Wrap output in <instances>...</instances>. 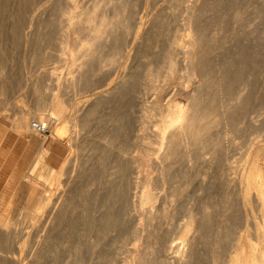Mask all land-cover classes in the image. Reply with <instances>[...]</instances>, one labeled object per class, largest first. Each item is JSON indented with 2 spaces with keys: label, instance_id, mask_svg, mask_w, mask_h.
I'll list each match as a JSON object with an SVG mask.
<instances>
[{
  "label": "rangeland",
  "instance_id": "1",
  "mask_svg": "<svg viewBox=\"0 0 264 264\" xmlns=\"http://www.w3.org/2000/svg\"><path fill=\"white\" fill-rule=\"evenodd\" d=\"M99 1H100L99 5H102L100 7L101 11L104 10L107 11L108 9H110L109 5L111 6L112 4L115 3L112 2L115 0H107V1L99 0ZM126 1L128 2L127 4L130 5L129 6L127 5L128 10L126 11L124 18L125 19L124 23L127 26V32H126L127 35L125 34L124 36L126 42L124 46L125 51L121 53L123 57L121 56V54H119L120 56L117 55L116 56L117 63L113 67L102 68L96 74L94 73L95 74L94 77H92L93 75L90 76L92 83L89 84H92L91 86L93 89L91 88V90L97 89L98 86H100L98 87V89L101 87L103 89H106L107 88L106 85H109V83H111L113 79H114L113 82H115V79L118 76L120 77L121 74H123L124 72L128 70L130 71L134 68L132 71L137 73L141 78L140 82L142 81V83L140 84L141 89L139 88L140 91L142 92L139 93V95L141 94L140 95L141 98L140 97H139L140 99L138 98L140 102L138 99L136 100V98L128 97L129 99L136 100V101L132 100L131 103L126 96L125 99L123 98L121 100L120 99L116 100L114 101L113 104L108 102L107 104L109 106L105 104L104 105L105 108L104 106L100 108L99 110H101L102 112L101 111L99 112L98 110V114L96 116L98 117L99 113H101L100 117H105L108 113H111L110 111H108L110 110L109 109L110 104H112L111 109L113 106L115 107L117 104L120 105V106L118 105L119 109L123 108L121 107L122 102H123L122 103L123 106L124 104H127L125 106H130L124 108L125 111L126 109L127 111H129L130 109L133 110V111H129L130 113L134 111L136 113V108H137L136 105L141 103L142 106L139 105L140 107L137 108V113L141 110L142 107L143 110L140 111L141 113L139 116L145 115L146 117L145 116L141 117L144 131H142L143 133H141L140 136L143 135L145 136L146 134V137L149 138V140L153 138L151 140V142H153L155 125L157 124V120H158L157 113L159 107L166 108L168 106L174 107L175 105L179 107H184V106L186 107V105H189L191 103V97L196 96V99L198 97V99L196 100L197 102L200 103L203 102L202 103L203 106L204 107L207 106L205 107V109L208 111L206 112L209 115L210 119L212 118L211 120L213 121L216 120L215 124H213V128L211 131L209 130L210 129L209 127L208 128L205 127L203 129L205 130L208 129V132L209 131L212 132L213 134L211 133L212 134L211 137L213 136V139H215L216 136H219L222 139V141H220L221 148L220 146L219 148H217L215 145L214 149L209 147L210 149L206 148L203 150L204 152L202 151L200 153L199 151L194 152L192 150L188 154L190 156L188 157L189 159L187 158L186 160V158L183 159L179 158L178 160H176L175 163H173L175 166H173V164H170V166L171 165L172 166L171 167L169 166V168L167 167L168 168L166 169L167 172L166 170L164 171V174L165 175L167 174L166 175L167 179H165V182L163 184L162 183L157 184L155 182V178L158 174L157 169L155 168V166H157L156 161L159 162L160 160L159 153L162 152V149L156 151L155 154L153 155L154 162L152 161L154 165L152 162L146 165L144 167L145 170L143 168V170L140 171V174L138 172L139 170L136 167H135V171H133L134 166L132 167L133 170L131 168L132 171L130 175L132 176V179H135L134 180L135 182L129 181L131 178L127 180L129 181V184L131 182V185L135 189L131 190V187H129L131 185L129 186L127 185L128 183L126 179H124L123 183L126 184V186H128L129 188L128 187H127L128 189L125 187L123 188V186L125 185H122L121 188V193L123 192L122 197L125 198V194L129 192L131 193V196L132 195L134 196L135 201H137L139 195V187L136 184L134 185V183L138 182V180H140V177L142 178L143 176L148 175L152 180V185H150V188L152 192L154 191L153 192L154 194L156 193L155 199L152 202L154 204H151L150 206L144 205L142 206V208L139 207V209L138 207L135 208L132 207L131 210L126 213L125 216L121 215L123 214L122 212L124 210L122 207L121 208L119 207L118 209L119 210L121 209L120 212L121 214H119L120 216L118 217V220L120 221L126 220L127 222L123 223L122 221L120 223V221H118L117 224L119 226H115L113 227L115 229L112 228L111 231L109 230L105 232L104 234L105 236L103 235V233L101 236L99 232L98 236L94 237L96 238L95 242L93 238V236L95 235L92 232H90L89 229H86L88 228V226L83 225L82 228L81 227L82 224H81L79 225L80 227L79 226L76 227L77 229L71 228L70 227L71 224L69 222L72 219H69V221L66 219L62 220L60 224H63L64 226L59 225L58 227H56L57 230L54 228V230L52 231L51 234L52 238L53 237L56 238V241L54 240L55 243L53 242V244H51L50 246L51 248L53 245L51 251L49 252L50 255H48L49 254L48 252H47L48 254H45L44 257V261L46 260L45 263H41L39 261L41 264H49V262L50 264H52L51 261L54 262V264H64L65 263L64 261H66L67 259L68 262L67 261L66 262L68 264L70 260L69 258H67L69 255V251L67 253V250L68 249L70 250L71 246L72 247L76 246L75 248L78 251V256H77L78 259L76 260L77 261L76 264H97V263L98 264H102V263L103 264H138V262L141 259L142 261L145 259L143 261L144 264H179L176 258L177 254H175V251L178 250L179 248H182L181 247V235L183 233L182 227L184 223L187 221L188 217L195 214L197 217L200 218V216H202L201 210L203 208L209 214L207 215L208 218L204 219L205 220L204 229H199L200 230L199 232L193 231L190 233L191 235L194 236L193 246H192L193 257L196 256L194 257L195 259L192 257L193 260L191 258L192 261L189 260L191 264H210V256L212 253L216 255L217 260H220L224 256V254L230 250L229 242L228 241L226 242V239H224L223 237L226 229H229V234L231 238H233L238 233L244 234L247 231L249 232H251V230L253 231V229L250 228L252 227L251 220H249L245 216V213L243 211L241 212V210L239 211L237 209L238 206H236V203H234V201H236L234 200V197L228 196V199L227 197H225L227 195L222 185V179L219 180V178L223 175V173L224 174L228 173L227 170L226 172L224 171V167L226 164H228L229 167L228 169L230 170L228 176H226V180L230 182H232L234 178H235L234 181H236L240 176H244L245 174H247V172L255 164L259 165L261 168H264V0H184V1L182 0V2L181 0H126ZM69 2L70 0H24V1L0 0V46H1L0 63H2L0 64V72H1L0 85L2 84L0 86V90H2L0 91L1 93L0 94V215H4L6 213L5 214L6 218L5 215L2 217H4L6 220L8 219V222L11 223L10 226L7 227V229H2L3 231H1L0 229V233L3 232L1 233V235L2 236L3 234L5 235V237L3 236L4 238L0 235L1 236L0 242H2L0 243V246L4 245L3 242H5L8 239L5 242V245L7 247L3 246L1 247L2 249L0 248V251L2 250L0 252V255L2 256L5 255V257L8 256V258H6L7 260L6 259L5 260L6 262L9 263L11 261L12 263H16L19 262L20 260L22 261V263L20 262V264H25V262L31 260L30 258L32 257V254L36 252L34 248L38 246L37 245L38 240H41L40 242H38V244L42 243L43 240L42 238H44L43 234L44 235L46 234L45 231L47 227H45V225L48 224L47 223L49 218L47 217L49 215L48 209L44 211V215L47 214L46 216L43 217V218L45 217L47 218L44 221L45 223L43 222L44 219H42L43 212L40 216V218L42 219L40 220L41 221L40 223H44V225L40 224L39 222L37 224L30 222L29 220H26V218L25 219L23 218L24 216H22V214H24L25 212L24 210L25 205L29 204L28 202L35 203V201L38 200L37 198L41 196L43 197L48 196V198H52V201L54 200V203L55 202L59 203L60 199H63V197H65L63 193L64 194L67 193L64 192L66 190L64 185L65 184L67 185L68 180L70 181L73 180L79 171L81 165L79 163L83 161L81 160V158L82 159H85V157L88 158L89 155L93 157L92 150L91 152L90 151L83 152L84 150H89L87 149V147H89L88 145L83 151L80 150L82 151L81 152L82 154L76 153L77 151L76 149L70 150V147H68L69 145L68 143H66L67 141L65 139L61 141H54L50 138L49 134L45 138L43 137L42 139V137H40L39 135H36L29 131H28L29 135H26L25 137L22 136L23 134L20 135L15 130L12 129V124L21 115L26 114L31 120H35L36 111H35V102H33V99H35L34 98L35 93L32 88L35 87V85L33 86L32 84L35 83L37 88L39 86L40 90L42 88V90H44L45 93H49V91H51L53 87L52 85L53 82L54 84H56L55 85L56 89L61 90L62 86L64 85L63 82H65L66 79H68L70 76L67 73V70H75V66H76L75 64L78 65L83 59L84 60L89 59L90 61L88 60L87 62H89L88 64H91L92 68H94L95 67L94 64L97 63L95 60H93L94 58H87L85 56H83L82 58V56H80L89 38L86 25L83 24L79 25V23H75V22L66 24L65 26L64 24L63 25L58 24L60 20L59 19L60 15L62 13L61 10L62 9L64 10L68 6V4L70 5L71 2L70 3ZM90 2L91 0L90 1L74 0V5L77 7L82 5L87 6ZM186 18L191 20L193 27L196 28L199 32L201 45L199 46V48H197L198 50L197 49L195 50L194 59H196L195 61H200V66L194 70L193 72L194 78L190 80L191 82L190 81L188 82L185 76L186 72H184L186 66V60L183 56V53L181 52L182 50L176 49L178 50V52L175 50L174 54H175V61L177 63L175 66V68L177 67L176 68L177 72H175L173 77H171V79H169L166 82L167 84L161 90L162 92L158 91L155 88V86H158V82L157 83L150 82L146 77H144L143 74L146 73L148 70L156 69L158 64L161 62L162 60L161 58H163V55H165L167 50L170 49L169 46H171V42H172L171 40L176 38L181 33L180 31H182L185 22L188 20ZM62 32L63 34H65L64 41L66 46L62 45V47H60L59 36L61 35L60 33ZM142 34L143 36H141ZM140 39H142L143 42ZM57 49L59 50V52ZM56 52L58 55L56 54ZM161 53H163V55ZM260 53H262V55ZM73 54L74 56L77 57L80 56V57H78V60H75L73 66H70L71 63L70 60L74 58L72 57ZM1 67L3 70H1ZM91 67L90 69H92ZM130 67H132V69H130ZM95 69L96 68H94L93 70L95 71ZM199 71H201V73ZM52 72L54 73L51 76ZM3 74L4 77L6 76L9 79H7L6 77L5 78L2 77ZM47 75L48 76L50 75V77H47ZM53 76H55V78L59 77V79L57 78L58 82H54L56 79H53L54 78ZM212 77H213V81L211 79ZM140 78L137 79L139 80ZM51 79L53 81H51ZM40 80L42 82L39 83L38 81ZM138 80L134 79V84L139 82ZM60 81H62V86ZM209 82L210 83L213 82L211 86ZM38 83L39 84L42 83V84L39 85ZM57 86L58 87L60 86L61 88L60 87L57 88ZM91 86H89L87 90L85 89L84 91H82L81 94L79 95L76 94L77 97L76 95H74V93L72 94V92L69 90L68 91L66 90L67 93H65L63 96L65 100L68 98V96L72 98L71 94L72 96L73 95L75 96L74 101L76 104L74 105H76V107L74 106V108L78 110V114L81 112V110L84 109L85 105H87L86 103L84 104V101L86 102L87 100L86 98L88 97V94L90 97L93 94L95 95L97 92L101 91L99 89L100 91L95 90L96 93L94 92L92 93L90 90ZM46 87L47 88L49 87V91H47ZM134 87L135 86L133 85V89ZM135 88L137 90L138 88L137 85ZM53 89L50 93L52 92L54 93L55 90ZM198 93L200 96L198 95ZM38 95L40 96V93ZM44 95H42L41 97L44 98L47 96V94ZM82 96H85L86 98ZM117 101H121V102L116 103ZM156 104H158L159 106L157 105L158 107H156ZM225 105L226 106L228 105L229 109L227 110L224 109ZM106 106L109 108L106 109ZM114 109L116 108H113V110L111 111H114ZM119 109L118 108L116 109L117 112L119 111ZM106 112L108 113L106 114ZM104 113L106 115H104ZM121 113L122 111L120 113L118 112L119 115H121ZM128 113L126 112V114ZM112 114H116V112L115 113L113 112L109 115L111 116ZM126 114L125 115L123 114L121 116H124V118L126 116H128L129 118L131 117L130 119L132 120H130L128 117L127 120L125 118L126 121L130 120L128 122H130L131 127L128 122H126L127 127H125L124 125L126 124L122 121L123 122L122 126H124L125 128L123 127L124 129L121 130L123 132L120 133H123V135L122 134L120 135V133H118L119 135L116 136L117 137L116 139L118 138L119 139L118 140L115 139V142L117 141L118 143L124 140L122 141L123 143L122 142L119 143L120 144L119 146L122 147L126 142V144L128 143L127 145L125 144L126 146L134 148V146L137 145V143L135 144L134 139H136V137L139 136L141 131L138 130L139 132H137V129H139V125H138L139 123L138 124L135 123L139 121L138 120L139 116H137L134 113L132 116ZM119 115H116V117ZM135 115L137 116L138 121H135L136 120ZM107 118H109V116H107ZM96 120L94 122L93 120L90 122L91 123V125L89 126V128L91 127L90 130H88L89 129L88 127H87L88 129L87 128L86 130L84 129L85 133L80 128H77V133H76L77 135L76 134H75L76 136L74 135V138L78 136L76 138L78 139V141L75 140L77 145H81L85 135L89 136L85 138V142L87 141L91 142L92 140H95L98 137H100L99 135H103L102 131L104 129V125L102 123H101L102 125H100V123H98L99 121ZM122 122L120 124H122ZM95 125L96 127H93ZM128 128L129 129L132 128L130 129L131 131ZM126 129L128 130L126 131ZM135 129L137 133L134 131ZM128 131H130V133ZM127 132L129 133V135L128 137H125L127 136L125 135ZM131 132L133 133L131 134ZM135 133L136 134L139 133V134L135 135ZM71 134L73 136V133H70V136ZM129 136L131 140L129 139ZM26 138L29 139L31 138V139L27 140ZM88 138H91V140H88ZM22 141H25L26 145H28V147H30L31 149V151L29 148L28 150H26L28 151L27 156L26 154H23L24 153L23 151L27 146L23 145ZM35 142H37L39 146L42 144L44 148L48 149V153L46 154V156L42 161V164L44 163L47 167H52L53 169H57L60 166L61 162L65 161L68 158V156L69 158L67 160L71 159V161L73 157L74 164L72 162L69 163L65 168L66 171L64 170L65 173L66 172L68 173H66L61 177L62 182L63 181L64 182L67 181V182L65 183L63 182L62 183L63 185L60 184L59 188L57 187V189L49 185V183L47 182L46 184L44 180H42V178H37V180L34 181L33 180L34 178L31 177L33 173H30L29 166H31L30 164H32L33 162L32 160L34 159L35 152L37 151V150L34 151ZM115 146L117 147V148L115 147L117 150L120 149L118 148L119 146L117 145ZM115 148H113V150H110L111 153L110 152L109 153L116 154V152H112L114 151ZM135 150L129 149L130 151L129 153H132L131 151L135 152ZM77 152H79V149ZM85 153L89 155L86 156ZM201 153L204 154L201 155ZM212 153L214 155H211ZM29 155L32 156L30 157ZM75 155L77 156V158H75L76 157ZM132 155H134V153H132ZM111 156L105 155V157L107 158L103 157L102 160L104 159L106 160L101 161L102 164L97 165L96 168L92 170L93 172L90 174L89 177L85 175L82 181L83 184H86V186L82 184L80 185V187L84 186V188L83 187L78 188L79 186L78 185L74 189V191L77 190L74 196L75 203L78 202V199L79 200L83 199L88 202H91L90 200L91 196L93 195V197H95L94 191L96 189L99 190L100 188H102L104 186L103 184L104 181H107L106 179L110 180L109 174L110 173L113 174L114 172L111 171L115 169V167H113L114 169L110 167V166H115V164L111 165L113 161L111 158H115L116 155L112 157ZM211 158H213V160ZM210 161H212L213 164L210 163ZM103 162L105 166L103 165ZM189 166L191 168H189ZM136 169L138 170L137 171L138 174H136ZM262 171H264V169H262ZM132 172L135 174H133ZM99 175L100 176L102 175L101 178ZM216 175L219 176L216 177ZM176 176L179 179L176 178ZM114 177L115 176L113 174V178ZM191 177H193L194 179ZM113 178L111 179L113 180ZM118 179L119 178H117V180ZM101 180L103 183H101ZM70 181L68 182L66 191H68V188H70L68 186H71L69 185V183L71 184L72 181L71 182ZM87 184H90L92 187ZM98 184L101 186H99ZM87 186L90 187L89 188L90 190L88 189ZM80 189L82 190L85 189L86 192L87 190H89V192L87 193L89 195L85 194V192L83 193L82 190ZM175 189L177 190L175 191ZM47 190L48 191L51 190V192H48ZM171 191H173L174 193H172ZM176 192L178 193L176 194ZM103 193L104 191L100 192L99 194H103ZM126 196H128V193L126 194ZM131 196L127 200H129L130 202L132 201L133 203L134 200L133 197L131 199ZM166 197L168 198L166 199ZM33 198L37 200H34ZM253 198L254 196L252 195L251 196V200H252L251 207L253 211L252 214L253 216H255V218H257L256 220L259 221L258 220L259 216L257 213L258 211L257 209H255L256 206ZM229 199L231 202L229 201ZM4 203L5 204L9 203L10 206L4 209L5 207ZM230 203L232 204L230 206L232 211L230 210L231 212L230 216L229 214H227L228 217H226L227 210L225 208L226 205ZM57 205L58 204L54 206ZM147 208L149 209V211L153 210L155 212L157 210L155 213H157L158 209L160 208L159 213L160 211L164 213H160L163 215L158 214L159 217L156 218L154 217L150 221L151 218L147 219V217L150 214ZM235 208L237 210H235ZM78 210L79 209H76V211ZM153 211H151V213H153ZM146 214H148V216ZM197 214L200 216H198ZM9 216L11 219L8 218ZM75 218L76 216L73 217V219ZM119 218H121L122 220ZM247 219L249 220V222ZM14 222L15 224L13 225ZM65 222L67 224H65ZM128 222L129 224H127ZM138 222L141 225L140 229H139L140 226L138 227L139 224ZM121 225H123V227ZM38 227H40V229ZM8 231L10 234H8ZM69 233H70V238L72 237L71 239L69 238ZM63 235H65L64 236L65 238H63ZM57 236L59 237L58 239ZM67 239H69L68 245L66 244V242H64V241H68ZM61 242L63 246L62 244H60ZM212 242L213 245H211ZM56 243L61 246H56L57 245ZM66 245L68 249L66 248ZM69 245L70 248L68 247ZM3 248L9 249V250L6 249L7 251L6 250L4 251L10 252L11 256L8 255L10 253L7 254L6 252H3ZM182 249H184V247ZM54 254L56 255L55 257ZM46 255H48V258ZM57 257L58 258L60 257V259H58ZM14 260L15 262H13ZM41 261L43 262L42 258Z\"/></svg>",
  "mask_w": 264,
  "mask_h": 264
},
{
  "label": "bare ground",
  "instance_id": "2",
  "mask_svg": "<svg viewBox=\"0 0 264 264\" xmlns=\"http://www.w3.org/2000/svg\"><path fill=\"white\" fill-rule=\"evenodd\" d=\"M24 1V0H23ZM90 1V0H89ZM107 1V0H106ZM184 1V0H183ZM20 2V1H19ZM71 2V3H70ZM70 5L68 4V6L63 10H61V15H60V20H59V23L58 24H64V26L66 24H69V23H79L80 24H83V25H86V29L88 30V34H89V38H88V41L86 42L83 50H82V53L80 54V56H85L87 58H94L93 60H95L97 63L94 64V68L95 71L93 70L94 68L91 67V64H88L89 62H87L88 60H82L78 65L75 64V70H67V73L70 75L68 79H64L65 82H63V86H62V81L61 82V90L60 89H56V84H54L52 82V85L54 87H52L54 91V93H50L52 91H49V86L47 88V91H49V93H45L44 90H40L39 86L38 88L36 87V84H32L33 86L35 85V87H32L33 88V91L35 93V99H33V102H35V111H36V116H35V120H31L26 114L24 115H21L19 116L15 121L14 123L12 124V129L15 130L18 134L22 135V136H25L26 135H29L28 134V131L29 132H32L36 135H38L32 128V123L33 122H37L38 124L40 125H44L45 127H47L48 129V132H49V136L52 140L54 141H61V140H66L68 143V147H70V150L71 149H76L78 151L79 149V152H77L76 150V153H81L85 148L86 146L88 145L89 147H87V149L89 150H84L83 152H86V151H90L92 150V156L91 157L89 154V157L85 159H82L83 160L82 162H80L79 164L80 165V168H79V171L77 173V175L75 176V178L73 180H68V182L70 181L71 184L69 183V185L71 186H68L70 188H68V191L67 190V185H68V182H67V185L65 184V193H63V195H65V197H63V199H60V202L59 203H56L58 204L57 206H54L56 205L54 203V200L52 201V198H48L47 197H38L37 199L33 198L34 200H37L35 201V203H31V202H28L29 204H26L25 207H24V214H22V216H24L23 218L26 220H29L30 222H33V223H37L38 222L40 223L42 219L43 222L47 219L46 217L43 218L44 216H46L47 214L44 215V211L48 209V224L45 225L46 228V231H45V235L43 234V237L42 238V243L38 244V242H40L41 240H38L37 242V245L39 246H35L36 248H34L36 250L35 253L32 254V257L30 258L31 260H28V262H25V264H38V263H45L44 261V257H45V254H48L52 247L50 248L51 244H53V242L55 243L56 241V238H52V231L54 230V228L56 229V227H58L59 225L62 226L63 224H60L62 220L66 219L69 221V219H72L70 220V227L71 228H76L78 227L79 225H81V227L83 228V225H86L88 226V228L86 229H89L90 232H92L95 236L94 237H97L98 236V233L100 232L101 236H102V233L103 235L105 234V232L107 231H111L113 227L115 226H119L117 223L118 221V217L120 216L119 214H121V209L119 210L118 208L122 207L123 208V216L126 215L127 212H129L131 210L132 207H141L146 205V206H150L151 204H154L152 203L153 200L155 199V196H156V193L154 194L150 188V185H152V180L151 178L147 175L143 176L142 178L140 177V180H138V182L134 183V185L136 184L138 187H139V195H138V200L135 201L134 199V196L132 195L131 196V193L127 192L128 193V196H126L125 194V198L122 197L123 195V192L121 193V188H122V185H125L123 186V188H127L129 185H131V182L129 184V181H134L135 179H132V176L130 175L131 174V171H135V167L139 170L136 169V174H140V171L143 170V168L150 164L152 161L154 162V158H153V155L155 154L156 151L158 150H161L162 149V152L159 153V162L156 161L157 163V166H155V168L157 169V176L155 178V182L157 184H163L165 182V179L166 178V175L164 174V171L166 169L169 168L170 164H173L176 162V160H178L179 158L180 159H183V158H187L190 157L188 154L193 150L194 152L195 151H199L202 152L204 149L206 148H209L211 147L212 149H214L215 145L217 148H219L220 146V141H222V139L219 137V136H216L215 139H213V136L211 137V135L213 134L212 132H210L213 128V124H215L216 120L213 121L210 119L209 115L207 114V110L205 109V107L207 106H203V102L200 103V102H197L196 100V96H190L191 97V103L189 105H186V107H179L177 105H175L174 107H166V108H163V107H159L158 109V113H157V117H158V120H157V124L155 125V131H154V140L153 142H151V140L153 139H150L146 137V134L145 136H140L141 133H143L142 131H144V127H143V124H142V118L143 116L145 115H140V111L143 110L142 107H141V110L137 113V108H139L141 105L138 104L136 105L137 108H136V113L135 111L134 112H129V111H133V110H130L125 111L124 108L126 107H130V106H125L127 104H124L123 106V102L121 103V107L123 108H120L122 113L125 115L126 112L129 114V116H132L133 113L136 114L137 116H139L138 120H137V116H136V120L135 121H138V122H135L136 124L139 125V129H137L138 125L135 127L137 129V132H139L138 130H141L140 131V134L139 136L136 137V139H134L135 141V144L137 143L136 146H134V148H131V147H128L126 146V142L124 143V145L121 147L119 146L120 142L124 141H120L117 143V141L115 142V139L117 138L116 136L119 135L118 133L120 132H123L121 130H123L125 127H127V123L128 121L132 120L130 119L128 116H126V120L129 118L130 120L126 121L124 116H121L123 115L121 113V115L118 114V112L120 113V109L118 107L119 104H117L115 107L113 106L112 109H111V106L112 104L114 103V101L116 100H121V99H125L126 96H127V99L130 100V102L132 103V100L133 99H129L128 97H133V98H136V100L140 97L139 93L141 92L140 91V84L142 83V81L140 82L141 78L139 77V75L135 72H133L132 70V67H130V69L132 70H128L126 72H124L123 74H121V76L117 77L119 79H115V82H113V80L111 81V83H109V85H106V89H103L102 87L98 89V86L97 89H94V90H91L92 88V84H89V83H92V80L90 79V76L94 77V75L99 72L102 68H106V67H113L116 63H117V59H116V56L123 53V51H125L124 49V46H125V40L124 39V36L127 32V26L126 24L124 23L125 21V14H126V11L128 10V7H127V1L126 0H115V1H112V2H115L114 4H112L111 6L109 5V8L107 11H101L100 7L102 5H99V0H91V2L87 5V6H75L74 5V0H70ZM182 2V0H181ZM21 3V2H20ZM108 3V2H107ZM111 3V2H110ZM130 3V1H129ZM54 5V4H53ZM105 5V4H104ZM130 5V4H129ZM128 5V6H129ZM30 6V5H29ZM2 7V6H1ZM106 7V6H104ZM108 7V5H107ZM103 8V7H102ZM10 9V8H9ZM25 9V8H24ZM52 10V9H51ZM56 11V10H55ZM53 12V11H52ZM128 13V12H127ZM132 14V13H131ZM127 16V15H126ZM130 17V15H129ZM253 18V17H252ZM12 19V18H11ZM162 19V18H161ZM188 19V18H186ZM15 20V19H14ZM158 21V20H157ZM186 21V20H185ZM50 22V21H49ZM28 23V22H27ZM150 23V22H149ZM160 23V22H159ZM39 24V23H38ZM41 24V23H40ZM44 24V23H42ZM137 24V23H136ZM224 24V23H223ZM47 25V24H46ZM151 25V24H150ZM160 25V24H159ZM183 25V24H182ZM14 26V25H13ZM9 27V26H8ZM18 27V26H17ZM163 27V26H162ZM196 27V26H195ZM14 28V27H13ZM62 28V26H61ZM158 28V27H157ZM164 28V27H163ZM12 29V28H11ZM140 29V28H139ZM158 30V29H157ZM149 31V30H147ZM15 32V31H14ZM18 32V31H17ZM181 33L176 37L174 38L173 40H171V46L170 49L167 50L166 54L163 55V53H161L163 55V58H161V62L159 60V64L158 66L156 67V69H151V70H148L146 73H144V77H146L150 82H158V86H155L156 90L158 91H161L164 86L167 84L166 82L171 79V77H173V75L175 74L176 71V61H175V54H174V51L176 49H181L182 53H183V56L186 60V66H185V76L187 78V81L189 82L192 78H194V75H193V72L196 68H198L200 66V61H195L196 59H194V52L197 48H199V46L201 45L200 44V37H199V32L196 28L193 27V24L191 22L190 19H188L186 22H185V25L184 27L182 28V31H180ZM201 32V30H200ZM13 33V31H12ZM149 33V32H148ZM61 34V35H60ZM59 35V45L60 47H62V45H65V41H64V36L65 34L60 33ZM151 34V33H150ZM17 35V34H15ZM37 35V34H36ZM57 35V34H56ZM127 35V34H126ZM149 35V34H147ZM146 35V37H147ZM58 36V35H57ZM143 36V34L141 35ZM145 36V35H144ZM27 38V37H26ZM36 38V36H35ZM143 38V37H141ZM153 38V37H152ZM45 39V38H44ZM26 40V39H25ZM36 40V39H35ZM142 42L143 40L140 39ZM146 40V39H144ZM154 40V39H153ZM49 42V41H48ZM54 42V41H53ZM141 43V42H140ZM147 43V42H146ZM28 44V43H27ZM51 44V43H50ZM145 44V43H144ZM151 44V43H150ZM42 45V44H41ZM46 45V44H45ZM149 45V44H148ZM32 46V45H31ZM44 46V45H43ZM48 46H49V43H48ZM66 46V45H65ZM1 47V46H0ZM26 47V46H25ZM46 48V47H45ZM44 48V49H45ZM59 49V47H58ZM57 49V50H58ZM32 50V49H31ZM64 50V49H63ZM198 50V49H197ZM236 50V49H235ZM53 51V50H52ZM178 52V50H176ZM229 51V50H228ZM37 52V51H36ZM42 52V51H41ZM59 52V50H58ZM225 52V51H224ZM44 53V52H43ZM54 53H55V50H54ZM139 53V52H138ZM39 54V53H38ZM47 54V53H46ZM57 54V52H56ZM218 54V53H217ZM262 55V53H260ZM50 55V54H49ZM58 55V54H57ZM68 55V54H67ZM69 56V55H68ZM78 56V57H80ZM120 56V55H119ZM118 56V57H119ZM122 56V54H121ZM34 57V56H33ZM36 57V56H35ZM74 57L72 60H70V66H73L74 65V62L75 60H78V57L77 56H73ZM77 57V58H76ZM117 57V58H118ZM123 57V56H122ZM251 57V56H250ZM48 58V57H47ZM231 58V57H229ZM33 59V58H32ZM31 59V60H32ZM240 59V58H239ZM48 60V59H47ZM80 60V59H79ZM227 60V59H226ZM225 60V61H226ZM90 61V60H89ZM92 61V60H91ZM228 61V60H227ZM125 62V61H124ZM196 62V63H195ZM210 62V61H209ZM232 62V61H231ZM257 62V61H256ZM184 63V62H183ZM2 64V63H0ZM157 64V63H156ZM125 65V64H124ZM205 65V64H204ZM253 65V63H252ZM92 69H90V67ZM93 66V65H92ZM155 67V66H154ZM226 67V66H225ZM224 67V68H225ZM235 67V66H234ZM4 68V67H3ZM122 68V67H121ZM202 68V67H201ZM220 68V67H219ZM254 68V67H253ZM114 69V68H113ZM124 69V68H123ZM150 69V68H149ZM217 69V68H216ZM1 70L2 67H1ZM57 70V69H56ZM136 70V69H135ZM225 70V69H224ZM254 70V69H253ZM139 71V70H138ZM202 71V70H201ZM201 71H199L201 73ZM137 72V71H136ZM197 72V71H196ZM207 72V71H206ZM216 72V70H215ZM1 73V72H0ZM54 72L51 73V76ZM95 73V74H94ZM223 73V72H222ZM146 74V75H145ZM220 74V73H219ZM21 75V74H20ZM55 75V74H54ZM107 75V74H105ZM111 75V74H110ZM137 75V76H136ZM204 75V74H203ZM244 75V74H243ZM13 76V75H12ZM22 76V75H21ZM202 76V75H200ZM209 76V75H208ZM249 76V75H248ZM252 76V74H251ZM4 77V74L3 76ZM6 77V76H5ZM4 77V78H5ZM18 77V76H17ZM20 77V76H19ZM47 77H50V75ZM54 78L53 79H56L57 78L59 79V77L55 78V76H53ZM112 77V76H111ZM140 78L139 80L137 78ZM142 77V76H141ZM244 77V76H243ZM7 78V77H6ZM45 78V77H44ZM52 78V77H51ZM110 78V77H109ZM113 78V77H112ZM185 78V79H186ZM226 78V77H225ZM245 78V77H244ZM9 79V78H7ZM10 79H13V78H10ZM36 79V78H35ZM50 79V78H49ZM107 79V78H106ZM134 79L135 80H138L139 82L135 83L134 84ZM144 79V78H143ZM142 79V80H143ZM212 81H213V77L211 78ZM210 79V80H211ZM5 80V79H4ZM3 80V81H4ZM54 81V82H58L57 81ZM145 80V79H144ZM0 81H1V78H0ZM10 81V80H9ZM27 81V80H26ZM37 81V80H36ZM34 81V82H36ZM51 81H53L51 79ZM90 81V82H89ZM146 81V80H145ZM249 81V80H248ZM7 82V81H5ZM23 82V80H22ZM33 82V80H32ZM39 83L42 82L41 80L38 81ZM147 82V81H146ZM191 82V81H190ZM2 83V82H1ZM38 83V84H39ZM210 83V82H209ZM213 82L210 83V86ZM19 84V83H18ZM42 84V83H41ZM39 84V85H41ZM45 84V83H44ZM51 84V82H50ZM2 85V84H1ZM0 85V86H1ZM6 85V84H5ZM4 85V86H5ZM133 85L136 87L137 85V90L136 88L134 87L133 89ZM205 85V84H204ZM203 85V86H204ZM207 85V84H206ZM43 86V85H42ZM41 86V87H42ZM90 87V90L91 92L93 93H96L95 90H99L100 92H97L95 95L93 94L92 96L89 97V94H88V97L86 98L85 96H82V97H85L87 100L86 102L84 101V104L86 103L87 105H85L84 109L81 110V112L78 114V110L76 108H74V106L76 107V104L75 101H74V95L76 94H81L82 91H84L85 89L87 90V88ZM209 86V85H208ZM57 86V88H59ZM207 87V86H206ZM248 87V86H247ZM4 88V87H3ZM44 88V87H43ZM45 88V89H46ZM96 88V87H95ZM140 88V89H139ZM202 88V87H201ZM208 88V87H207ZM19 89V88H18ZM93 89V88H92ZM198 89V88H197ZM32 90V89H31ZM66 90L68 91H71L72 94L74 93V95L72 96L71 94V97L70 98L68 96V98L65 100L63 98L64 94L67 93ZM200 90V89H199ZM2 91V90H0ZM201 91V90H200ZM206 91V90H205ZM86 92H89V91H86ZM162 92V91H161ZM247 92V91H246ZM40 93V96L38 95ZM47 94L46 97L42 98L41 96L44 95V94ZM70 93V92H68ZM142 93V92H141ZM160 93V92H158ZM1 94V93H0ZM42 94V95H41ZM87 94V93H86ZM201 94V93H200ZM83 95V94H82ZM91 95V94H90ZM133 95V96H131ZM139 95V96H138ZM194 95V94H193ZM199 95V93H198ZM205 95V94H204ZM45 96V95H44ZM200 96V95H199ZM66 97V96H65ZM77 97V95H76ZM84 98V99H85ZM141 98V97H140ZM139 98V99H140ZM138 99V100H139ZM205 99V98H204ZM240 99V98H239ZM136 100H133V101H136ZM206 100V99H205ZM201 101V99H200ZM83 102V101H82ZM112 103L110 104V108L106 106V109L109 108L111 113H115L116 114H112L111 116L109 114L111 113H108L106 112V114L104 113V115H106L105 117H100L101 113H99V116L97 117L96 115L98 114V110L100 108H102L105 104L107 103ZM121 101H117L116 103H119ZM140 102V100H139ZM237 102H238V99H237ZM240 102V100H239ZM115 103V104H116ZM206 103V102H205ZM34 104V103H33ZM114 104V105H115ZM231 104V103H230ZM108 105V104H107ZM158 104H156V107ZM206 105V104H205ZM233 105V104H232ZM84 106V105H83ZM109 106V105H108ZM120 106V105H119ZM142 106V105H141ZM154 107V108H156ZM229 106L225 105L224 106V109H229L228 108ZM34 108V107H33ZM105 108V106H104ZM113 108H118L119 111L117 112L116 109H114V111H111L113 110ZM124 109V110H122ZM132 109V108H131ZM156 109V110H157ZM104 110V109H103ZM116 110V111H115ZM135 110V109H134ZM224 110V111H226ZM101 110H99L100 112ZM145 111V110H144ZM207 111V112H206ZM102 112V111H101ZM147 113V112H146ZM155 113V112H154ZM35 114V113H34ZM126 114V115H128ZM131 114V115H130ZM143 114V113H142ZM116 115H119L116 117ZM211 115V114H210ZM103 116V115H102ZM107 116H109V118H107ZM152 116V115H151ZM128 117V118H127ZM146 117V116H145ZM103 118V119H102ZM97 119V120H96ZM124 119V120H122ZM134 119V118H133ZM93 120V122L96 120V121H99L98 123H100V125H104V129L102 131L103 135H99L100 137H98L97 139L95 140H92L91 142L87 141L85 142V138L86 137H89V136H86L84 137V140L80 141L82 142L81 145H77V143L75 142V140L78 141V139L74 138V135L77 133V128H80L82 131H84V129L86 130V128L91 125V121ZM101 121V122H100ZM126 124L124 126L123 125V122ZM122 122V124H120ZM102 123V124H101ZM130 124V122H128ZM133 123V122H132ZM218 123V121H217ZM97 125V123H96ZM93 126V127H96ZM217 125V124H216ZM129 126V125H128ZM10 127V126H9ZM98 127V126H97ZM124 127V128H123ZM130 127H131V124H130ZM134 127V126H133ZM153 127V126H152ZM210 128L209 132H208V129H203V128ZM87 128V129H88ZM91 128V127H90ZM90 128L88 130H90ZM151 128V127H150ZM95 129V128H94ZM98 129V128H97ZM101 129V128H100ZM129 129V128H128ZM126 129V131L128 130ZM132 129V128H130ZM129 129V130H130ZM136 129L134 130L136 132ZM87 130V131H88ZM96 130V129H95ZM79 131V130H78ZM131 131V130H130ZM130 131H128L130 133ZM127 132V133H128ZM136 132V133H137ZM70 133H73V136L71 134L70 136ZM85 133V131H84ZM101 133V132H100ZM125 133V131H124ZM125 134L127 136L125 137H128L129 133L128 134ZM133 132H131L132 134ZM135 135H138L136 134ZM212 133V134H211ZM123 135V133H120V135ZM153 134V133H152ZM77 135V134H76ZM75 135V136H76ZM134 135V136H135ZM80 136V135H79ZM148 136V135H147ZM151 136V135H150ZM24 137V138H25ZM29 137H32V136H29ZM46 137V136H45ZM44 137V138H45ZM82 137V136H81ZM124 137V136H123ZM95 138V137H94ZM93 138V139H94ZM122 138V137H121ZM43 139V137H42ZM83 139V138H82ZM119 139V138H118ZM116 139V140H118ZM127 139V138H126ZM129 139L131 140L130 136H129ZM128 139V140H129ZM87 140V139H86ZM88 140H91V138H88ZM127 141V140H126ZM76 143V145H75ZM117 143V144H115ZM123 143V142H122ZM134 143V142H132ZM126 144V145H125ZM134 144V145H135ZM119 146L118 148L120 149H116L117 147L115 146ZM222 145V144H221ZM126 146V148H125ZM129 146H132V145H129ZM40 147V146H39ZM38 147V148H39ZM116 147V148H115ZM112 152H116V154H110V150H113ZM131 150H135L134 151H131L132 153H134V155H132V153H129V149ZM221 148V146H220ZM128 152H127V150ZM210 149V148H209ZM82 150V151H80ZM215 151V150H214ZM71 152V151H70ZM110 152V153H109ZM204 152V151H203ZM207 152V151H206ZM213 152V151H212ZM217 152V151H216ZM48 153V150L46 148H44L41 144V147L39 148V150L37 149V152L35 153V158L32 160V164L31 166H29V171L30 173H33L31 175L32 178H34L33 180L36 181L37 178H42V180H44V182L46 183H49V185L53 186L54 188L57 189V187L59 188L60 184H62L63 182L61 181V177L63 175H65V168L67 167V165L69 163H73V157H72V161L71 159L67 160L68 158L61 162L60 166L57 168V169H53V168H50V167H47L44 163L42 164V161L44 159V157L46 156V154ZM75 153V154H76ZM110 155H109V154ZM218 153V152H217ZM73 154V153H72ZM82 154V153H81ZM84 154V153H83ZM86 154V153H85ZM91 154V153H90ZM204 154V153H203ZM201 153V155H203ZM86 154V156H88ZM105 155H108V156H115V158H111L113 161H112V164H115V166H110V167H115V169L111 172H114V178H113V174L110 173V180L106 179L107 181H104V183L102 182L101 180V183L104 184V186L102 188H100L99 190L96 189L94 191L95 193V197H93V195L91 196V202H88L86 200H79L78 198V204L75 203V200H74V196L76 194V191H74V189L78 186V188H84V186H86V184H83V179L85 177V175H87V177L90 176V174L93 172L92 170L96 168L97 165L99 164H102L101 161H104L102 160L103 157L104 158H107L105 157ZM192 155V154H191ZM197 155V153H196ZM200 155V156H201ZM211 155H214L213 153ZM76 156V155H75ZM81 156V155H79ZM84 156V155H82ZM111 156V157H112ZM127 156V157H126ZM158 156V155H157ZM210 156V155H209ZM217 156V155H216ZM193 157V156H192ZM197 157V156H196ZM70 158H71V155H70ZM77 158V156L75 157ZM74 158V159H75ZM158 158V159H159ZM198 158V157H197ZM200 158V157H199ZM214 158V157H213ZM213 158H211L213 160ZM189 159V158H188ZM192 159V158H190ZM195 159V158H194ZM185 160V161H186ZM196 160V159H195ZM208 160V159H207ZM190 161V160H189ZM40 162V163H39ZM114 162V163H113ZM152 162V163H153ZM183 162V161H182ZM194 162V161H193ZM192 162V163H193ZM205 162V161H204ZM207 162V161H206ZM227 162V161H226ZM210 163H212V161H210ZM217 163V162H216ZM214 163V164H216ZM225 163V162H224ZM256 163V162H255ZM74 164V163H73ZM206 164V163H205ZM209 164V162H208ZM213 164V163H212ZM254 164V162H253ZM103 165H104V162H103ZM154 165V163H153ZM185 165V164H184ZM198 165V164H197ZM222 165H225V164H222ZM227 165V166H226ZM225 167H224V171L226 172L227 170V174H224L219 178V180L222 179V185H223V188L226 192V195L225 197H227L228 199V196H232L234 197V203H236V206H238V210L241 212L243 211L245 213V216L251 220V224H252V228L253 231L251 230V232L247 231L246 233L244 234H236L233 238L230 237V234H229V229H226L225 231V234H224V239H226V242L228 241L229 244H230V250L227 251L224 256L220 259V260H217V257L214 253L211 254L210 256V264H264V171H262V169L264 168H261L259 165L255 164L248 172L247 174H245L244 176H240L238 178V180L234 181L235 178L233 179L232 182L226 180V176H228L230 170L228 169V164H226ZM72 166V165H71ZM105 166V165H104ZM134 166V167H133ZM152 166V165H151ZM172 166V165H171ZM170 166V167H171ZM173 166H175L173 164ZM207 166V165H205ZM76 167V165H75ZM133 167V168H132ZM168 167V168H167ZM177 167V166H176ZM187 167V166H185ZM203 167V166H202ZM223 167V166H222ZM108 168V167H107ZM132 168V170H131ZM154 168V169H155ZM175 168V167H174ZM178 168V167H177ZM189 168H191L189 166ZM195 168V167H194ZM99 169V168H98ZM97 169V170H98ZM171 169V168H170ZM176 169V168H175ZM180 169V168H179ZM183 169V167H182ZM212 169V167H211ZM65 170V171H64ZM103 170V169H102ZM145 170V168H144ZM174 170V169H173ZM217 170V169H216ZM229 170V171H228ZM99 171V170H98ZM138 171V172H137ZM147 171V170H146ZM196 171V170H195ZM215 171V170H214ZM100 172V171H99ZM167 172V170H166ZM165 172V173H166ZM180 172V171H179ZM182 172V171H181ZM190 172V171H189ZM188 172V173H189ZM203 172V171H202ZM106 173V172H105ZM133 173V172H132ZM146 173V172H145ZM172 173V172H171ZM177 173V172H176ZM185 173V172H184ZM196 173V172H195ZM240 173V172H239ZM99 174V173H98ZM108 174V173H107ZM112 174V175H111ZM135 174V173H133ZM191 174V173H190ZM68 175V174H67ZM93 175V174H92ZM142 175V174H141ZM150 175V174H149ZM177 175V174H175ZM179 175V174H178ZM187 175V174H185ZM189 175V174H188ZM199 175V174H198ZM97 176V175H96ZM100 176V175H99ZM98 176V177H99ZM102 176V175H101ZM100 176V178H101ZM131 176V177H130ZM174 176V175H173ZM181 176V175H180ZM179 176V177H180ZM197 176V175H196ZM200 176V175H199ZM219 176V175H216V177ZM239 176V175H238ZM25 177V176H24ZM155 177V176H154ZM169 177V175H168ZM172 177V176H171ZM194 177V176H193ZM191 177V178H193ZM206 177V176H205ZM91 178V177H90ZM113 178V180L111 179ZM117 178H119L117 181ZM131 178L129 181L127 179ZM176 178H178L176 176ZM188 178V177H187ZM105 179V178H104ZM124 179L127 180V185L124 184ZM139 179V178H138ZM179 179V178H178ZM194 179V178H193ZM64 180V179H63ZM126 180H125V183H126ZM202 180V179H201ZM100 181V180H99ZM137 181V180H136ZM180 181V180H179ZM178 181V182H179ZM182 181V179H181ZM180 181V182H181ZM213 181V180H212ZM31 182V181H30ZM64 182V183H65ZM135 182V181H134ZM201 182V181H199ZM46 183V184H47ZM89 183V182H88ZM183 183V181H182ZM188 183V181H187ZM84 185V186H81L80 185ZM155 184V183H154ZM170 184V183H169ZM48 185V186H49ZM63 185V184H62ZM87 185H90V184H87ZM99 185V184H98ZM97 185V186H98ZM168 185V184H167ZM91 186V185H90ZM101 186V185H99ZM171 186V185H170ZM178 186H181V185H178ZM216 186V185H215ZM39 187V186H38ZM88 189L90 188L89 186H87ZM92 187V186H91ZM131 187V190L132 189H135L133 188V186H129ZM128 187V188H129ZM136 187V186H135ZM161 187V186H160ZM219 187V186H218ZM127 188V189H128ZM159 188V187H158ZM171 188V187H169ZM222 188V189H223ZM55 189V190H56ZM138 189V188H137ZM154 189V188H153ZM221 189V188H220ZM33 190V189H32ZM82 190V189H80ZM90 190V189H89ZM89 190H82V192L85 194H87L89 192ZM177 189H175L176 191ZM208 190V189H207ZM219 190V189H218ZM48 191V190H47ZM104 191L103 194H99L100 192ZM48 192H51V190H49ZM172 193H174L173 191H171ZM181 192V191H180ZM44 193V192H43ZM46 193V192H45ZM178 192H176L177 194ZM228 193V194H227ZM38 194V193H37ZM91 194V193H90ZM170 194V193H169ZM89 195V194H87ZM167 195V194H166ZM172 195V194H171ZM217 195V194H216ZM254 196V201H255V206L257 209V213H258V216H259V221H257L255 218V216H253V211H252V207H251V196ZM37 196V195H36ZM131 196V199L133 197V200L134 202L132 203V201L130 202L129 200H127L129 197ZM165 196V195H164ZM168 196V195H167ZM174 196V195H173ZM83 197V196H82ZM136 197V196H135ZM62 198V197H61ZM89 198V196H88ZM168 197H166L167 199ZM231 198V197H230ZM86 199V198H85ZM130 199V200H131ZM233 199V198H232ZM31 200V199H30ZM29 200V201H30ZM170 200V199H169ZM173 200V199H172ZM32 201V200H31ZM57 201V200H56ZM171 201V200H170ZM230 201V199H229ZM155 202V201H154ZM163 202V201H162ZM231 202V201H230ZM31 203V204H30ZM224 203V202H223ZM229 203V202H228ZM5 207L4 209L8 208L10 205L9 203L5 204ZM161 205V204H160ZM164 205V204H163ZM162 205V207H163ZM225 205V204H224ZM232 204H227L226 205V210H227V213H226V217L227 214H231L230 210V206ZM7 206V207H6ZM168 206V205H167ZM234 206V205H233ZM55 207V208H54ZM152 207V206H151ZM160 207V208H162ZM54 208V209H53ZM133 208V209H134ZM149 208V207H148ZM147 208L148 212H150L149 216L148 214H146L148 218H151L150 221L155 217H159V215H163V214H160V213H164V212H161L159 213V209H158V212L155 213L153 210V213H151V211H149V209ZM76 209H79L78 211H76ZM118 209V210H117ZM151 209V208H150ZM164 209V207H163ZM235 208V210H237ZM141 210V209H140ZM162 210V209H161ZM234 210V211H235ZM5 211V210H4ZM8 211V210H7ZM118 211V213H117ZM192 211V210H191ZM202 211V216L197 217L195 215H192L190 217H188L187 221L184 223L183 225V233L181 235V247L182 248H179L178 250L175 251V254H177L176 258L179 262V264H189V260H191V258L193 257V239H194V236L191 235L190 233L193 232V231H200L199 229H204V223H205V220L207 217L208 212H206L204 210V208L201 210ZM232 211V210H231ZM6 212V211H5ZM43 212V215H42V219L40 218L41 214ZM167 212V211H166ZM230 212V213H229ZM240 212V213H241ZM46 213V212H45ZM147 213V212H146ZM4 214V213H2ZM6 214V213H5ZM4 214V215H5ZM159 214V215H158ZM167 214V213H166ZM4 215H0V229L1 231H3L2 229H7L8 226H10V222H8V219L6 220V215H5V218L2 217ZM255 215V214H254ZM8 216V215H7ZM76 216L75 219H73V217ZM197 217V218H196ZM202 217V218H201ZM10 218V216L8 217ZM11 219V218H10ZM39 219V220H38ZM121 219V218H119ZM228 219V218H227ZM247 219V220H248ZM122 220V219H121ZM146 220V219H145ZM248 220V222H249ZM10 221V220H9ZM14 221V220H13ZM11 221V222H13ZM23 221V220H22ZM25 221V220H24ZM66 221V222H68ZM123 223L127 222L126 220H122ZM120 221V223L122 222ZM144 221V220H143ZM147 221V220H146ZM228 221V220H227ZM64 222V221H63ZM65 222V224H67ZM80 222H83V223H80ZM45 223V222H44ZM44 223H40V224H43ZM122 223V224H123ZM139 223V222H138ZM209 223V222H208ZM207 223V224H208ZM247 223V222H246ZM15 224V222L13 223V225ZM129 224V222L127 223ZM133 224V223H132ZM12 225V226H13ZM42 225V226H43ZM135 225V224H134ZM181 225V226H182ZM206 225V224H205ZM229 225V224H228ZM37 226V225H36ZM39 226V225H38ZM41 226V225H40ZM64 226V225H63ZM123 227V225H121ZM133 226V225H131ZM137 226V225H136ZM140 226V227H139ZM251 226V225H250ZM70 227H67V228H70ZM80 227V226H79ZM127 227V226H126ZM135 227V226H133ZM138 227L139 229L141 228V225L140 223L138 224ZM136 227V228H138ZM144 227V225H143ZM40 229V227H38ZM181 228V229H182ZM249 228V229H250ZM9 229V228H8ZM43 229V227H42ZM45 229V228H44ZM48 229V230H47ZM64 229V228H63ZM77 229V228H76ZM115 229V228H113ZM129 229V228H128ZM248 229V230H249ZM57 230V229H56ZM59 230V229H58ZM7 231V230H5ZM67 231V230H66ZM74 231V230H73ZM71 231V232H73ZM182 231V230H181ZM59 232V231H58ZM57 232V234H58ZM61 232V230H60ZM3 233V232H1ZM0 233V235H1ZM44 233V232H43ZM62 233H63V230H62ZM109 233V232H108ZM8 234L9 231H8ZM55 234V233H53ZM67 234V233H66ZM99 234V235H100ZM7 235V234H6ZM74 235V234H73ZM2 236V235H1ZM0 236V237H1ZM3 236L5 237V235L3 234ZM2 236V237H3ZM56 236V235H54ZM65 235H63V238ZM83 236V235H82ZM105 236V235H104ZM3 237V238H4ZM78 237V236H77ZM59 237L57 236V239ZM69 238H70V233H69ZM72 238V237H71ZM70 238V239H71ZM61 239V238H60ZM99 239V238H98ZM2 240V239H1ZM8 240V239H7ZM6 240V241H7ZM55 240V241H54ZM68 241H64L66 242V244L68 245V242H69V239H67ZM75 240V239H74ZM96 238H94V242H95ZM100 240V239H99ZM5 241V242H6ZM58 241V240H57ZM60 241V240H59ZM5 242L4 245L0 246L3 247H7L5 245ZM2 243V242H0ZM59 243V242H57ZM56 243V244H57ZM93 243V242H92ZM91 243V244H92ZM62 244V242L60 243ZM65 245V244H64ZM67 245H66V248H67ZM74 245V244H73ZM95 245V244H94ZM213 245V242L212 244ZM56 246H61V245H56ZM63 246V244H62ZM70 248V245L68 246ZM76 247V246H75ZM75 247H72L70 248V250L68 249L67 250V253L69 251V255L67 258H69L70 260V264H76V260L78 259L77 256H78V251ZM65 248V249H66ZM2 249V248H1ZM7 248H3V252H6ZM21 249V248H20ZM33 249V250H34ZM57 249V248H56ZM6 250V251H4ZM34 250V251H35ZM49 250V251H48ZM54 250H55V247H54ZM60 250V249H59ZM2 251V250H1ZM0 251V252H1ZM141 251V250H140ZM2 252V253H3ZM48 252V253H47ZM53 252V251H52ZM64 252V251H63ZM133 252V251H132ZM131 252V253H132ZM137 252V251H136ZM135 252V254H136ZM142 252V251H141ZM140 252V254H141ZM213 252V250H212ZM7 254L10 253V252H6ZM211 253V252H210ZM4 254V253H3ZM56 254V253H55ZM54 254V257L56 256ZM11 256V253L8 254ZM31 255V254H29ZM44 255V256H43ZM50 255V253L48 254ZM48 255L47 258H48ZM103 255V254H102ZM195 255V254H194ZM4 256V257H3ZM0 255V264H8L9 262H6V258H8V256L5 257V255ZM100 256V255H99ZM133 256V255H132ZM51 257H52V254H51ZM80 257V256H79ZM131 257V255H130ZM138 257V256H136ZM196 257V256H194ZM193 257V258H194ZM13 258V257H12ZM41 258L43 259V262L41 261ZM58 258V257H57ZM100 258V257H99ZM104 258V257H103ZM133 258V257H132ZM141 258V257H140ZM139 258V259H140ZM143 258V257H142ZM192 258V260H193ZM6 259V260H5ZM53 259V258H52ZM60 259V257L58 258ZM63 259V258H62ZM195 259V258H194ZM11 260V259H9ZM13 260V259H12ZM54 260V259H53ZM68 260V259H67ZM66 260V261H67ZM107 260V259H106ZM135 260V259H134ZM133 260V261H134ZM145 260V259H144ZM143 260V261H144ZM191 260V261H192ZM40 261V262H39ZM51 261V259H50ZM55 261V260H54ZM64 261L65 263L64 264H67V262ZM98 261V260H97ZM136 261V260H135ZM142 261V259L138 262V264H144V262ZM15 262V260L13 261ZM20 262L22 263V261L19 260V262H16V263H19ZM108 262V261H107ZM12 261L9 263L11 264ZM16 263H12V264H16ZM24 263V262H23ZM40 263V264H41ZM52 264H54V262L51 261ZM68 263V264H69ZM97 263V262H96ZM50 264V262H49ZM98 264V263H97ZM103 264V263H102ZM191 264V263H190Z\"/></svg>",
  "mask_w": 264,
  "mask_h": 264
},
{
  "label": "built area",
  "instance_id": "3",
  "mask_svg": "<svg viewBox=\"0 0 264 264\" xmlns=\"http://www.w3.org/2000/svg\"><path fill=\"white\" fill-rule=\"evenodd\" d=\"M32 128L40 137H45L49 134L47 127L40 125L37 122L32 123Z\"/></svg>",
  "mask_w": 264,
  "mask_h": 264
},
{
  "label": "crops",
  "instance_id": "4",
  "mask_svg": "<svg viewBox=\"0 0 264 264\" xmlns=\"http://www.w3.org/2000/svg\"><path fill=\"white\" fill-rule=\"evenodd\" d=\"M26 139H27V140H30L31 138H30V139H29V138H26ZM26 142H27V141H26ZM22 143H23V145L27 146V147H25V149H24V151H23V152H24L23 154H26V156H27V152H28V151H26V150H28V148L30 149V147H28V145H26L25 141H22ZM42 146H43V145H42ZM38 147H39L38 143L35 142V144H34V151H36L37 149L39 150V148L41 147V145H40L39 148H38ZM47 150H48V149H47ZM30 151H31V149H30ZM34 151H33V152H34ZM36 152H37V151H36ZM36 152H35V153H36ZM32 154H33V153H32ZM21 155H22V154H21ZM35 155H36V154H35ZM29 156H30V155H29ZM31 156H32V155H31ZM31 156H30V157H31ZM34 158H35V156H34ZM30 165H31V164H30ZM50 168H52V167H50Z\"/></svg>",
  "mask_w": 264,
  "mask_h": 264
}]
</instances>
